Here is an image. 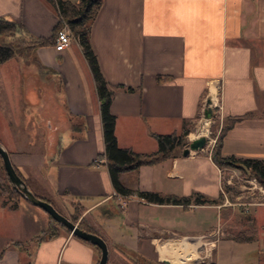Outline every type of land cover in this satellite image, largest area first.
I'll return each instance as SVG.
<instances>
[{"label":"crops","instance_id":"1","mask_svg":"<svg viewBox=\"0 0 264 264\" xmlns=\"http://www.w3.org/2000/svg\"><path fill=\"white\" fill-rule=\"evenodd\" d=\"M0 17L40 37L52 34L58 18L47 0H0ZM89 39L113 89L110 111L119 146L149 152L158 146L153 133L181 132L194 123L206 128L210 98L217 131L227 117L245 115L226 130L222 153L264 159V0H102ZM36 54L46 68L15 59L20 73L14 80L35 105L39 145L27 146L31 141L25 135H15L21 121L13 118L7 93L0 96V141L34 194L67 214L72 202L81 204L80 218L107 243L108 264L123 260V249L161 264H168L164 259L193 264L196 259L187 261L168 248L181 242L189 243L199 260L217 264L225 251L222 241L232 263L264 261L259 257L264 188L237 168L220 169L208 146L187 155L176 147L169 158L119 175L135 193L153 191L188 201L134 196L120 206L105 158H98L104 150L99 98L79 42L74 39L62 50L54 42L40 45ZM8 84L7 77L0 78L9 92ZM188 130L189 143L199 134ZM197 193L207 201L196 202ZM223 208L219 222L216 214ZM240 211L247 214L243 222L235 219ZM209 212L215 213L214 224L204 220ZM47 223L48 214L23 198L0 200V264H97L96 249L64 229L36 241Z\"/></svg>","mask_w":264,"mask_h":264},{"label":"trees","instance_id":"2","mask_svg":"<svg viewBox=\"0 0 264 264\" xmlns=\"http://www.w3.org/2000/svg\"><path fill=\"white\" fill-rule=\"evenodd\" d=\"M53 6L57 14V22L53 32L49 37L34 36L18 22L0 17V62L14 58L27 66H34L41 70L46 68L36 54V48L40 45H47L55 41L57 30L63 22L68 23L73 35L81 46L82 53L87 61L92 78L94 80L96 92L99 98V112L102 126V137L104 150L98 154V158H105V163L109 173L114 190L121 194H132L134 190L125 187L119 179L120 173L134 170L142 164H155L166 158H169L176 147L182 149L188 145L185 139L188 128L181 132L153 133L157 141V149L149 152L135 151L130 147H121L117 144L114 132L115 115L110 111V102L113 95V89L108 85L98 63L96 53L90 43V26L102 4V0H47ZM126 89H133L127 86ZM247 114V113H246ZM245 115H235L227 117L220 126L215 136V141L209 150L212 161L220 168H237L244 177L253 178L260 186L264 188V159L240 158L233 155H224L221 151L222 138L226 130L235 120L241 119ZM210 117L214 119L217 115L212 111ZM13 165V164H12ZM16 173L25 181L21 172L14 166ZM137 195L147 201L185 203L186 197H177L174 195H162L153 191H140ZM6 196L8 199H21L20 193L15 190L9 180L6 170L0 157V197ZM37 197L50 202L49 199L35 194ZM195 200L198 203L207 201L200 193H197ZM84 210L79 206V211H73L69 219L75 222ZM78 227L97 233L94 229L85 224V219L81 217L77 222ZM61 229L68 232L70 230L64 225L59 224L51 215L48 214V223L39 234L34 236L36 241L51 238L59 233ZM83 240V239H82ZM89 244L90 242L83 240ZM14 244H22L20 241H13ZM97 252L99 258L100 250L94 244H91ZM2 251H0L1 256ZM98 261V260H97ZM108 264V263H106ZM147 264V261L145 262Z\"/></svg>","mask_w":264,"mask_h":264},{"label":"rangeland","instance_id":"3","mask_svg":"<svg viewBox=\"0 0 264 264\" xmlns=\"http://www.w3.org/2000/svg\"><path fill=\"white\" fill-rule=\"evenodd\" d=\"M15 63H16L15 59H10V60L6 61L3 65L0 66V78L7 77L8 83H9L8 84L9 92L7 91V87L4 88V86H2V85L0 86V88H3L2 90L0 89V96L3 94L5 96V93L8 94L7 95V97H8L7 102L9 104L8 108L11 109L13 118L14 119L19 118V120L21 121V126H19L20 127L19 129L21 131L18 132V130H16L17 134H15V135L16 136L17 135L18 136L25 135L27 137V139L31 141L28 145L27 144L26 145L31 147L34 145H39V141H40V128L38 127V124L35 123L37 112L34 110L35 105L33 103L29 102L28 100H26L23 97L22 92L19 91L18 81L14 80V78L15 77L17 78L18 74L20 73L18 70H15V66H16ZM7 67H10V68H7ZM27 75L30 76V73L28 72ZM17 80H18V78H17ZM1 117L2 116L0 115V126H2V123H3ZM207 120H208V122H207L206 128L199 126V123H194L192 125H189L188 128L190 129V131H192L195 134L205 133L209 137H212L215 139V136L218 133V131H217L218 119L215 117L214 119L208 118ZM205 125L203 124V126H205ZM206 130H207V132H206ZM213 144H214V142H213ZM177 149H179V147H177ZM241 175L244 177V175L242 173H241ZM227 176H228L227 174H224V177H227ZM247 178H249L253 182H255V184L258 187H262L253 178L246 177V179ZM28 182H29L30 186L33 188V190L37 192L38 189L34 186L33 182L31 180H28ZM245 183H249V182H245ZM0 200H6V201L13 203L15 199L11 200V199H8L6 196L2 195L0 197ZM70 206H72V210L68 214H67L66 210H59L62 214H64L68 218L70 217V214L73 211H77V210L79 211V206H81V204L76 203V202H72L70 204ZM58 207H59V204H58ZM225 211H226V208L225 209L223 208L222 210H219V212L216 214L219 222H221V220L223 219ZM236 215H237V217L235 219L240 221V222H243V220H246V218H247L246 216H244L247 214H245L242 211L237 212ZM216 216H215V213L212 214L209 212L207 218H205V215H204V218H205L204 220H206L207 221L206 223H208V224H211V223L214 224ZM78 218L80 219V215L78 216ZM75 222L77 223L78 221L76 220ZM221 238H223V237H221ZM220 244H221L220 250H221L222 245H223L222 250H225V251L220 252V262L217 264H239V263H232L228 259L227 253H226V248H225V247H227L225 244V241L220 242ZM240 246H238V248ZM242 248L243 247H241V249ZM122 251H123V255H124L123 258L124 259L118 260L117 264H145L146 261H147V264H161V262L150 259L145 255H141L140 253L130 252L129 250H125V249H123ZM238 252H240V250ZM259 257H261V259H264V250L260 252ZM179 262L183 263L182 261H179ZM185 263H189V262H185ZM193 264H208V263H204V261H202V259L201 260L196 259V261H194ZM261 264H264V261Z\"/></svg>","mask_w":264,"mask_h":264},{"label":"water","instance_id":"4","mask_svg":"<svg viewBox=\"0 0 264 264\" xmlns=\"http://www.w3.org/2000/svg\"><path fill=\"white\" fill-rule=\"evenodd\" d=\"M210 103V98H206V109L204 110V116L206 118H209L211 115ZM205 143L206 136L204 134H199L195 138L191 139L187 146L182 148V154L187 155L190 151L199 150L204 147ZM0 157L11 186L20 193L22 198L28 201L29 203L41 208L47 214L51 215L59 224L67 227L70 230L71 234L97 246L100 250V255L97 264H106L108 260L109 250L105 239L97 233L87 231L78 227L76 222L71 221L67 216L59 212L51 202L37 197L30 189L28 184L16 173L11 163L9 153L1 141ZM163 261L168 264H172V262L168 259H164Z\"/></svg>","mask_w":264,"mask_h":264},{"label":"built area","instance_id":"5","mask_svg":"<svg viewBox=\"0 0 264 264\" xmlns=\"http://www.w3.org/2000/svg\"><path fill=\"white\" fill-rule=\"evenodd\" d=\"M76 39L75 36L73 35L70 26L68 25V23L63 22L61 27L57 30L56 35H55V41H54V48L56 50H62L68 46H70V44L72 43V41ZM207 132V130H206ZM204 134L206 136V143L205 146L207 145L209 148L213 145L214 142V138L209 137L207 134L205 133H201ZM96 163L98 162V159H96L95 161ZM114 194L119 198V203L120 206H125L128 199L134 196H138L141 200H144L143 197L137 195L136 193H132V194H121L118 193L116 191H114Z\"/></svg>","mask_w":264,"mask_h":264},{"label":"bare ground","instance_id":"6","mask_svg":"<svg viewBox=\"0 0 264 264\" xmlns=\"http://www.w3.org/2000/svg\"><path fill=\"white\" fill-rule=\"evenodd\" d=\"M189 245L190 244L187 242H183V243L181 242V243H177V244H169L168 248L171 250V252L184 254L185 259L187 261H191L193 259H198V255H197L195 249L194 248H192V249L187 248V247H189ZM175 258L178 259V257H176V256H175Z\"/></svg>","mask_w":264,"mask_h":264}]
</instances>
